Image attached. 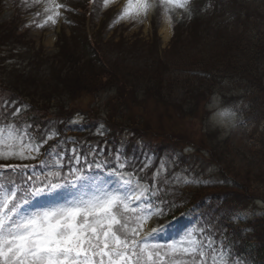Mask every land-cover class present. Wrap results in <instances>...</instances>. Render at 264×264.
<instances>
[{"label":"rangeland","instance_id":"rangeland-1","mask_svg":"<svg viewBox=\"0 0 264 264\" xmlns=\"http://www.w3.org/2000/svg\"><path fill=\"white\" fill-rule=\"evenodd\" d=\"M136 2L137 0H132L133 5ZM147 2L151 7L146 13L137 15V10L132 8L126 16H122L129 0H99L96 3L95 0H90L89 3L88 0H0V21L11 24L15 33L18 34L17 36H22L21 40L8 39L13 41L9 50L2 45L7 42L0 41V75L9 69L11 64L22 66L17 53L32 48L40 49L42 52L40 67L49 81L54 82L55 73L57 74L59 70H62L64 80L67 83L84 85L85 80L81 78L82 74H86L85 72L90 70L89 62L87 63L86 59L89 58L93 62L97 60L94 59L93 53L87 55L85 52L91 43L90 39L92 41L94 39L98 41L100 37L102 40L110 39L111 42L107 43L109 48L104 50L107 57L104 64H101L106 80L101 81L100 85H103L102 89L105 91L98 98L108 105H111V101L114 102L115 107L109 122L104 125L97 124V131L104 132L103 140H107L109 145L117 149H125L126 144H130V151L134 154L133 162L138 161V163L146 165L142 166L145 173H148L149 170L152 171L151 175L155 187L158 186L159 188V198H170L174 207L177 206L174 197L178 199L184 195L189 199L205 186L207 187L201 190V193L215 195V199L209 200V203L202 207L210 209V212L216 214L217 220L212 219L211 214L205 211L210 218L204 213L203 217L198 218L195 223L194 217L186 211L185 215L178 213L172 218L163 216V214H154L143 221L142 225L131 224L130 227H138L141 236L154 234V239L145 240L143 243L149 245L176 243L181 248L188 246V233L194 231L197 233V238L205 245H215L212 251L204 248L206 255L203 258L197 255L195 257L196 264H213L214 259L219 264L222 247L225 252L229 249L231 251L230 260L226 256L223 258L225 264H264V259L254 262L246 256H256V248L264 243V237L261 236L260 232V230L264 231V195L262 197L257 193H251V196L245 197L243 193L237 191V186H233L236 184V180H242L240 176L242 171L240 146L251 130L246 115L241 116L239 127L235 130L225 131L212 128L208 124L209 112L206 105L212 95L205 106L200 105L194 98V94L189 93V89L191 88L193 91V87L187 79H183L186 75H179L183 78L181 77L173 85L169 83V80L172 81L173 79H167L168 84L164 83L163 89L170 92L169 100L174 101V106L171 107V104L167 106L162 103L163 99H152L149 95L141 94L135 89L113 88L112 86L117 81L110 76L112 70L109 68L113 67L117 71L125 66L121 73H129L132 70L136 72L139 69L138 62H146L145 59L149 58L151 62H154L152 68L159 69L157 71L159 72L158 77L162 72L166 75L173 74L171 76H175L176 71H173L174 69L168 65L171 66L172 62H177L179 57L188 56L190 53L188 51L196 52L197 50L201 51L203 60L207 59L209 52H213L218 55L219 58L215 59H219L220 64L225 63L224 60H229L231 64H235L239 61L236 59L237 57L232 53L224 55V51L229 48L235 54L241 53L238 47L228 45L229 39L238 31L243 32L246 37V39H241L243 42L237 39L238 43L246 42L257 49H262V45L264 46V36L261 37L257 33L259 24L262 25H259V28H264V0H173L171 3L168 0H147ZM177 5H183V7ZM223 5L231 6V13L224 11ZM98 10L99 12H97ZM164 26H168V30H170L168 36H165L162 30ZM5 27L6 25L0 29L3 30ZM76 28L84 32L79 35L76 33ZM86 35L89 39L83 41V37ZM227 37L226 46L224 43ZM262 59L261 70H254L255 79L259 81L254 85L260 82L264 85V53ZM64 73H68V75ZM149 74L153 77L152 74L154 73ZM31 79L29 77L28 80ZM177 80L174 79L173 82ZM210 80L213 79L209 77L208 80L204 79V82L209 83ZM153 85L162 87L155 83ZM210 85L212 86L209 91L213 89L215 95L220 96V93H215L219 92V88L224 90L225 94L228 93L227 95L230 94V90L236 93L237 95L231 96L229 103L225 105H232L237 111L242 102H246L244 96L247 98L246 93L250 89V85L247 83L245 85L234 84L230 77L225 74H221L220 78L217 77L211 81ZM234 88L236 90H233ZM82 91L77 92L74 98H71V94L63 95L66 106L70 104L89 106L91 95ZM7 93L5 91L3 94L0 91V102L3 104H7L10 99ZM113 98L121 99V101L112 100ZM128 99L144 104L147 107L145 114L143 112L137 113L138 110L134 109V105L124 107V100L127 104ZM11 108L7 107L3 113L7 114ZM38 117L44 118L42 115H38ZM72 117H75L76 121L82 119L78 115ZM5 121L7 123H4ZM1 122L3 125L0 127L4 128L6 134L7 125L12 123L4 117L1 118ZM17 122L21 129L25 128L21 126V121L18 120ZM132 129L136 131H132ZM138 134H142L145 139H148V142L140 145V139L138 138V141L136 139ZM54 136L55 132L48 135L50 138ZM30 142L29 138L25 137L24 143ZM137 144L139 147L135 146ZM151 145L160 150L156 158L152 155L145 158L143 154L148 152L143 148H149ZM63 148L64 146L61 147V149ZM59 150L58 147L55 151ZM34 154L36 153L33 152L31 155ZM93 154L91 151L92 156ZM25 155H29L27 151ZM71 158L72 155L70 154L68 160ZM2 161L0 159V162ZM114 162L118 166L117 170L100 172L103 173V176L98 177L96 184L92 185L93 190L97 186H101L100 179H114L115 177H109V173L115 172L116 176L123 180L130 179L137 186V191L131 194L133 198L141 191L147 192V184L137 183L131 173L119 167L121 164L125 165L123 155H117ZM90 165L97 168L99 163L96 165L91 163ZM135 165L140 166L139 164ZM221 172L226 177L228 174L227 179L222 178ZM186 179L207 181V183L185 184ZM229 180L234 183L232 185L227 184ZM59 182H62V179ZM220 184L228 186V188L218 187ZM165 186L172 187L175 193L168 191ZM63 188L66 189L63 199L57 198L48 202L36 203L39 198L33 197V205L31 206L33 207L36 203L38 209L41 210L53 208L65 205L87 192L86 188L77 191L75 184L71 187L63 184ZM55 191L59 192L61 189ZM225 192H228V198L223 203L221 195H225ZM202 199L200 198V201ZM230 201H235V204H231ZM225 206L237 207L238 209H227ZM21 207L23 206L21 205ZM24 209L28 212L33 211L32 209ZM158 209L161 210V207ZM163 213L165 214V212ZM228 217L232 218L233 225L237 227L236 232L241 231V237L233 235L230 240L225 242L220 236L224 229L219 220L228 222L226 220ZM196 224L201 228L202 232L200 233L203 235H200V229ZM156 229H160V231H155ZM204 229H210V231L205 232ZM247 240L250 243H246L247 247L244 250V243ZM150 250L153 251V259L156 264H175V261L189 264L193 259L191 255L179 252L173 255L165 247L158 250L161 256L165 258L161 262L155 256L157 250Z\"/></svg>","mask_w":264,"mask_h":264},{"label":"snow or ice","instance_id":"snow-or-ice-1","mask_svg":"<svg viewBox=\"0 0 264 264\" xmlns=\"http://www.w3.org/2000/svg\"><path fill=\"white\" fill-rule=\"evenodd\" d=\"M150 7L147 0H137L135 5L129 0L122 16H126L132 8L140 15ZM16 111L19 112L20 109ZM31 130L30 125L21 129L15 118L12 124L7 125L6 134L4 128L0 127V159L34 158L31 155L33 152L38 155L42 144L24 143ZM28 138L30 141L42 139L38 135ZM26 151L28 156H25ZM44 156L48 159L41 161V171L60 167L55 161L49 163L52 157L47 151ZM56 156L59 158L58 153ZM99 167L97 165V170ZM119 167L124 168L125 165L121 164ZM31 171L34 173L35 168ZM28 172L26 166H0V264H156L150 249L157 250L155 256L163 262L165 258L158 250L165 247L173 255L178 252L191 255L193 259L189 264H196L197 255L201 258L206 255L204 248L212 251L215 247L214 244L205 245L194 231L188 233V246L182 248L176 243H143L154 239V234L141 236L138 227L130 225L139 226L149 216L163 214L160 209L154 213L153 200L159 197L149 196L147 192L141 191L133 198L131 194L137 191V186L130 179L123 180L116 176L115 172L109 173V177H115L114 179H100L101 186L94 190L92 185L96 184L103 173L98 172L97 176L87 175L82 166L73 168L71 180L63 177L62 182L57 181V178L62 177L61 171H50L43 187H38L37 184L41 182L31 176L25 179ZM184 183L199 184L207 181L186 179ZM63 184L69 187L75 184L77 191L86 188L87 192L65 205L53 208L28 212L21 207L33 197L39 198L36 203L63 199L66 192ZM56 189L61 191H55ZM225 256L230 260L231 251L229 249L225 252L222 247L219 264H225ZM175 264L182 262L175 261ZM213 264H217L215 259Z\"/></svg>","mask_w":264,"mask_h":264},{"label":"trees","instance_id":"trees-1","mask_svg":"<svg viewBox=\"0 0 264 264\" xmlns=\"http://www.w3.org/2000/svg\"><path fill=\"white\" fill-rule=\"evenodd\" d=\"M223 7L225 8L224 11H228L229 13H231V9H232L231 6L223 5ZM4 25H6V27L3 30L0 29V41L2 40V42L3 41L7 42L2 45H4L7 50H9L11 45H13L12 44L13 41H9L8 39L21 40L22 36H17L18 34L15 33V29L13 28V26H11V24L9 23L7 24L6 22L0 21V27ZM259 25H258L257 33L261 35V37H263L264 28L263 29L259 28ZM81 32L82 30H78L76 28L77 34L80 35ZM228 37L224 44L227 43ZM242 38L246 39L244 33L238 31L228 41L229 43L228 45L238 47L239 52L241 53L235 54V52H231L229 48H227L224 51L225 53L224 55H229L230 53H232L235 57H237L236 59H238L239 61L236 62L235 64H231L229 60H224L225 63L220 64L221 62L219 61V59L218 60L215 59L218 57V55L217 54L215 55V53L213 52H209L207 59L203 60L201 51L197 50L196 52L188 51L190 52L188 56L182 58L179 57L177 58L178 59L177 62H172L171 66L168 65L169 67L174 69L173 71H176L177 74L174 72L175 76H171L173 74L166 75L163 74L162 72V74H160V77H158L157 74L159 72L157 71H159V69L152 68L154 62H151L149 58L145 59L146 62H138L139 69L136 72L132 70L133 72L130 71L129 73H121V71L125 66L119 68L117 71L113 67H109L112 70L110 72V76L115 78V80L117 81V83L114 86H112L113 88H119V89L125 88L126 90L135 89L138 90L141 94L149 95V97H151L152 99L153 98L155 100L163 99V101L161 102L166 104L167 106L171 104V107L174 106V101L169 100L168 95L170 94V92H167L166 90L163 89L164 83L168 84L167 79L168 80L178 79L175 82H173V80L172 81L169 80L170 85L171 84L173 85L174 83L178 82L181 79L182 76L179 77V75H183V76L186 75V77L184 78L182 77V78L187 79L188 82L192 84L191 86L193 87L194 93L191 88L189 89V93L194 94V98L196 99V101L199 102L200 105L201 104L203 105L204 102H206V100L208 99L209 94L213 92V89L209 91L210 87L212 86L210 85V82L216 79L217 77L220 78L221 74H225L228 77H230L232 82L236 85H245V83L249 84L250 89L247 92L249 99L246 101V104L244 103L242 105L241 109L242 112L249 117L248 119L251 121L252 124L251 130L248 132L247 137L249 139L251 138L252 141H256V143L255 144L247 143L245 140H243L241 143L242 145L240 146L239 153H241L242 155V159H241L242 171L240 172V176L242 180L239 179L236 180V182L238 183L236 184V186H238L237 191L243 193L245 197L251 196V193L253 194L257 193V195L259 194V196L261 195L263 197L264 195V124H262V122L264 120V85L261 82L254 85L255 83L259 82L255 79L256 73L254 70H261V61L263 60L262 57L264 53V46L262 45V49L260 48L257 49L254 48L255 46L254 47L250 46L246 42L238 43L236 41L238 39L243 42V40H241ZM83 41H87L86 37H83ZM109 42H111L110 39L102 40L101 37L99 38L98 41L94 40V42H92L93 44L92 50L96 51L95 53L97 57H99V61L102 60L105 61L107 56L106 53H104V50L109 48V44H107ZM42 55L43 54L40 51V49H32V48L17 53V56L19 57L22 63L21 64L22 66H14L11 64L10 68L5 70V72H3L0 75V91L3 94L5 91L8 92L7 94L9 98L12 99L15 98L16 100L20 99L19 101H22L18 103L20 105H23L27 101L26 106H20L21 108L20 112L25 111L30 119H37L38 115H42L44 116L43 120H46L44 121L46 122L44 123L45 129H47V127L53 123V127H57V129L60 131L62 120L66 119L68 115L73 111H75L76 109H79L83 111L86 115H89L92 113V110L95 108L94 106L91 105L88 106L84 104H77V105L70 104L66 106V103L63 101V95L71 94V98H74L75 94L80 90H83L85 92H90V94L92 93V95L97 94L96 92L100 91L103 87L102 84L100 85V82L106 80L104 78L105 73L104 70H102L101 64H94L92 62L89 63L87 62L89 64L90 70L85 72L86 74H82L81 78L85 80L84 85H79V83L70 84L71 82H68L69 83L68 84L64 80L62 70H59L57 74L55 73L54 82L52 80L49 81L40 67L41 66L40 61L42 62ZM131 72L132 75H130ZM149 73H154L152 74L153 77ZM64 74L68 75V73H64ZM168 76L170 77L168 78ZM29 77H31L32 79L28 80ZM209 77H211V79L213 80H210L209 83L204 82V79L208 80ZM154 83L157 86H162V87H156L153 85ZM233 90L236 89L234 88ZM222 93L223 94L225 93L224 90H222ZM229 93L231 96L237 95L231 90L229 91ZM112 100L119 102L121 101V99L117 100L116 98H113ZM124 104H125L124 107L134 105L135 106L134 109L138 110L137 113L143 112V114H145V112L147 111V107L140 102H136V100L133 101L131 99H128L127 104H126V100H124ZM114 107H115V103L112 101H111V105L107 104L106 107H104L105 112L110 117L113 114ZM5 108L6 106L5 107L0 106V114H3V110ZM29 109H30V113H29ZM95 113L96 116H98L97 114L98 109L95 111ZM17 116L18 115H14L12 113L11 118L12 119L15 118V121H18L20 117ZM136 126L139 127V125ZM82 136L83 134L81 133L76 134L75 137L77 138L78 143L80 142ZM138 136H143V135L140 134ZM79 148L80 151L85 152V150H87L85 143L82 144L80 142ZM43 150L44 152L47 151L45 148ZM152 150L156 151V148L153 147ZM0 166H7V164L4 161H2L0 162ZM227 167L230 169L229 166ZM226 172L228 173V171ZM203 189L205 188L204 187L201 188L200 191ZM200 191L196 192L194 196L200 195L201 194ZM208 194L213 195L211 193ZM227 195L228 192H225V195L223 194L221 195L223 199L222 200L223 203L227 201L228 198ZM230 203L235 204V201H230ZM226 208L234 209L233 207H226ZM225 227H226L225 236H228L230 239L233 237V235H236L239 238L241 237V234L238 231L236 232V228L230 229L227 224H225ZM260 232H261V236L264 237V231L260 230ZM246 243H250V242H248V240L245 241L244 249H246L247 247ZM258 246L259 247L256 248L255 258L258 260H262L264 259V243Z\"/></svg>","mask_w":264,"mask_h":264},{"label":"clouds","instance_id":"clouds-1","mask_svg":"<svg viewBox=\"0 0 264 264\" xmlns=\"http://www.w3.org/2000/svg\"><path fill=\"white\" fill-rule=\"evenodd\" d=\"M208 124L212 128L232 131L239 127L241 115L232 105H224L219 95H212L207 104Z\"/></svg>","mask_w":264,"mask_h":264},{"label":"bare ground","instance_id":"bare-ground-1","mask_svg":"<svg viewBox=\"0 0 264 264\" xmlns=\"http://www.w3.org/2000/svg\"><path fill=\"white\" fill-rule=\"evenodd\" d=\"M162 30L164 31L165 36H168L169 31H170V30H168V26H164V27L162 28Z\"/></svg>","mask_w":264,"mask_h":264}]
</instances>
